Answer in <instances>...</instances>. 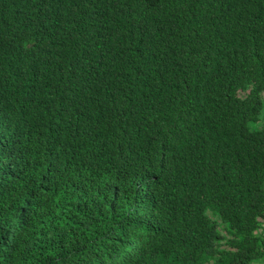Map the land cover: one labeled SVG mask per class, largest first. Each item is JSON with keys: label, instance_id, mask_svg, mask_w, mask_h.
Instances as JSON below:
<instances>
[{"label": "trees", "instance_id": "trees-1", "mask_svg": "<svg viewBox=\"0 0 264 264\" xmlns=\"http://www.w3.org/2000/svg\"><path fill=\"white\" fill-rule=\"evenodd\" d=\"M264 261V0H0V264Z\"/></svg>", "mask_w": 264, "mask_h": 264}, {"label": "rangeland", "instance_id": "rangeland-1", "mask_svg": "<svg viewBox=\"0 0 264 264\" xmlns=\"http://www.w3.org/2000/svg\"><path fill=\"white\" fill-rule=\"evenodd\" d=\"M256 264H264V261H262V262H257Z\"/></svg>", "mask_w": 264, "mask_h": 264}]
</instances>
